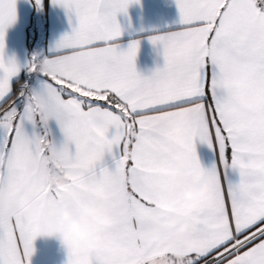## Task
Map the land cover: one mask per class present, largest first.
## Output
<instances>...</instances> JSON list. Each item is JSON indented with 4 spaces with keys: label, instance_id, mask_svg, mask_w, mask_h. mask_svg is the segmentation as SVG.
Listing matches in <instances>:
<instances>
[{
    "label": "snow or ice",
    "instance_id": "1",
    "mask_svg": "<svg viewBox=\"0 0 264 264\" xmlns=\"http://www.w3.org/2000/svg\"><path fill=\"white\" fill-rule=\"evenodd\" d=\"M139 2L53 0L77 24L52 58L33 57L34 88L6 54L16 0H0V264H31L43 217L89 190L110 219L67 264H264V0H175L181 26L148 38L164 64L147 76L117 19ZM208 172L213 194L183 201Z\"/></svg>",
    "mask_w": 264,
    "mask_h": 264
},
{
    "label": "crops",
    "instance_id": "2",
    "mask_svg": "<svg viewBox=\"0 0 264 264\" xmlns=\"http://www.w3.org/2000/svg\"><path fill=\"white\" fill-rule=\"evenodd\" d=\"M16 9V22L6 31V54L8 57L15 58L23 66L22 73L28 72L26 69L33 62V57L41 61L52 58L57 52V43L65 35L72 33L77 22L75 17L70 21L63 7L54 4L53 0H46L44 27L39 35L40 43L36 45L35 55L32 57L28 49L29 24L33 10L32 0H16ZM117 19L123 30L120 38L123 47L126 48L133 40L140 41L136 59L138 71L147 76L158 66H163L162 50L154 46L148 38L179 29L181 17L175 0H140L139 3L129 7L127 15L121 13ZM43 79L40 73L33 72L28 85L39 88ZM52 127H56L54 122ZM197 154L205 167H211L216 162L215 151L206 144L197 143ZM228 178L236 181L238 174L229 171ZM34 247L35 252L31 258V264H67V252L61 248L55 238L40 236L36 239Z\"/></svg>",
    "mask_w": 264,
    "mask_h": 264
},
{
    "label": "clouds",
    "instance_id": "3",
    "mask_svg": "<svg viewBox=\"0 0 264 264\" xmlns=\"http://www.w3.org/2000/svg\"><path fill=\"white\" fill-rule=\"evenodd\" d=\"M180 177L174 175L167 185V193L161 194L160 200L166 201L177 194ZM216 187L215 179L211 172L204 175L199 184L186 188L181 193V199L187 203H195L210 197ZM107 210L103 207L100 197L96 192L89 190L80 205L71 199L65 198L58 205L55 214H46L43 224L49 236L55 238L61 248L68 252L72 247L87 248L95 237L99 228L109 222ZM193 225L183 223L177 229L179 237L191 233ZM149 264H163L162 259H152Z\"/></svg>",
    "mask_w": 264,
    "mask_h": 264
},
{
    "label": "trees",
    "instance_id": "4",
    "mask_svg": "<svg viewBox=\"0 0 264 264\" xmlns=\"http://www.w3.org/2000/svg\"><path fill=\"white\" fill-rule=\"evenodd\" d=\"M45 7H46V0H42L41 4V11L38 15V21H34V11L35 6L33 4V10L31 14L29 29L31 32L28 33V49L31 51V49H35L36 45L40 42V33L41 30L44 27V18H45ZM28 29V30H29ZM32 76V73L29 72H22L21 75L16 79L17 82H26L29 83V80Z\"/></svg>",
    "mask_w": 264,
    "mask_h": 264
},
{
    "label": "water",
    "instance_id": "5",
    "mask_svg": "<svg viewBox=\"0 0 264 264\" xmlns=\"http://www.w3.org/2000/svg\"><path fill=\"white\" fill-rule=\"evenodd\" d=\"M32 2L35 6L34 21L37 22L38 21V15L40 14V11H41L42 0H41V4L39 6L37 5L36 0H32Z\"/></svg>",
    "mask_w": 264,
    "mask_h": 264
},
{
    "label": "rangeland",
    "instance_id": "6",
    "mask_svg": "<svg viewBox=\"0 0 264 264\" xmlns=\"http://www.w3.org/2000/svg\"><path fill=\"white\" fill-rule=\"evenodd\" d=\"M30 32H31V30H30ZM31 53H32V57H33L35 55V49H31Z\"/></svg>",
    "mask_w": 264,
    "mask_h": 264
}]
</instances>
